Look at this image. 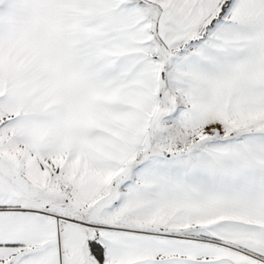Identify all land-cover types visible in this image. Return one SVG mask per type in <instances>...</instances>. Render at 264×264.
<instances>
[{
	"label": "snow or ice",
	"instance_id": "6c2138e0",
	"mask_svg": "<svg viewBox=\"0 0 264 264\" xmlns=\"http://www.w3.org/2000/svg\"><path fill=\"white\" fill-rule=\"evenodd\" d=\"M0 264H264V0H0Z\"/></svg>",
	"mask_w": 264,
	"mask_h": 264
}]
</instances>
